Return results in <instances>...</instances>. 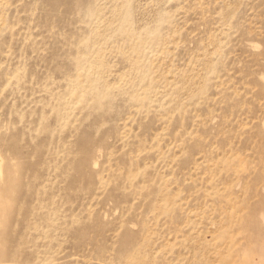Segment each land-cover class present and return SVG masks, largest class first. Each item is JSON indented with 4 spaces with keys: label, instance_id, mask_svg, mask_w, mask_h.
Segmentation results:
<instances>
[{
    "label": "rangeland",
    "instance_id": "1",
    "mask_svg": "<svg viewBox=\"0 0 264 264\" xmlns=\"http://www.w3.org/2000/svg\"><path fill=\"white\" fill-rule=\"evenodd\" d=\"M0 264H264V0H0Z\"/></svg>",
    "mask_w": 264,
    "mask_h": 264
}]
</instances>
